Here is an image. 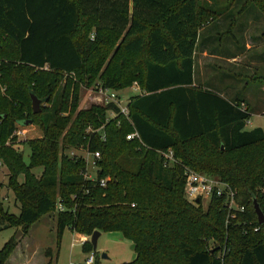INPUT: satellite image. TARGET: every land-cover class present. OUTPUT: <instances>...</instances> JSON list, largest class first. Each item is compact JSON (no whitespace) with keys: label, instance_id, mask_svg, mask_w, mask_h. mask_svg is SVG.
Masks as SVG:
<instances>
[{"label":"trees","instance_id":"16d2710c","mask_svg":"<svg viewBox=\"0 0 264 264\" xmlns=\"http://www.w3.org/2000/svg\"><path fill=\"white\" fill-rule=\"evenodd\" d=\"M251 4L264 15V0L243 8ZM218 16L202 0H0V143L28 119L42 131L24 143L28 165L21 151L0 148L19 209L10 212L0 195V226L27 233L60 202L56 247L65 228L118 232L136 255L121 264H264V223L253 206L264 214V130H245L242 99L193 80L199 31ZM73 76L116 92L137 83L141 93L130 97L128 118L113 104L75 113ZM31 93L49 106L34 114ZM89 124L99 131L86 133ZM133 131L139 139L127 140ZM65 146L100 152L95 181L84 180L85 160L63 155ZM185 167L226 183L243 210L231 217L223 197L206 209L187 200ZM15 246L14 237L2 246L0 264ZM82 250L93 251L88 240Z\"/></svg>","mask_w":264,"mask_h":264},{"label":"rangeland","instance_id":"374dc122","mask_svg":"<svg viewBox=\"0 0 264 264\" xmlns=\"http://www.w3.org/2000/svg\"><path fill=\"white\" fill-rule=\"evenodd\" d=\"M202 1L217 12L219 16L214 21H211L210 25L202 27L199 31L196 44L198 55L197 57L195 56L194 80L201 88L226 92L227 96H231L232 99L247 100L250 112L263 111L260 114L250 116L246 121L245 130H252L254 128L264 130V47L261 44L263 41L261 32L264 31L262 23L264 15L254 4L243 8L246 0ZM252 40L254 41L253 48L248 51L245 48L246 42ZM119 42L120 38L114 43L107 57H110L116 51ZM203 46L215 53L240 56L243 62L234 65L227 64L224 61L203 60L200 58V50ZM250 62H252L251 65L249 64ZM72 78L70 91L75 92V87L78 86V102L75 113L91 106H104L102 104L101 93H99L100 85L98 86L97 84L98 80L95 79L93 82L87 84L80 82L76 76ZM133 84L123 90L115 91L120 97L122 105H126L129 97L135 93L131 89ZM60 85L62 88L64 83L62 82ZM3 88H0V94L7 98ZM42 105L49 106L48 103H43ZM108 117H111V115L108 114ZM17 129L22 133L10 136L5 142L0 143V148L10 146L15 150L21 151L23 162L28 165L30 149L24 143L40 138L42 131L36 122L27 126L17 124ZM99 129H95V127L89 124L86 127V133ZM61 153L67 157H81L84 160L88 157V149L84 146H65L61 150ZM41 171L42 168H33L30 170V173L34 174L35 177H39ZM95 173L96 170L89 164L88 174L94 176ZM8 177V169L0 160V182L3 185L0 195L4 205L9 208L10 212L17 214L19 210L18 203L14 202L13 193L7 188ZM17 180L22 182L23 175L19 174ZM208 202V198H202L201 206L203 209H206ZM57 215L58 211L55 208L53 212L42 216L38 222L33 224L27 233H23L21 227L1 225L0 249L9 239L14 237L16 246L9 257L11 255H14L15 257H13L17 259L26 257V259H32L31 264H48L50 259L45 256L47 249H50L53 254L50 264H84L85 259L91 253L95 256L93 264H121L134 260L136 255L133 244L124 239L118 232H101L97 240V249L85 253L82 250V242L78 241L81 237L79 233L65 228L60 238L59 246L56 247ZM17 234L18 236L16 237ZM89 238L90 236H87V239ZM18 245L19 247H17ZM102 254H105L107 257L102 258ZM9 257L4 264H9Z\"/></svg>","mask_w":264,"mask_h":264},{"label":"built area","instance_id":"2783aa9c","mask_svg":"<svg viewBox=\"0 0 264 264\" xmlns=\"http://www.w3.org/2000/svg\"><path fill=\"white\" fill-rule=\"evenodd\" d=\"M138 87L137 83L133 84ZM99 93L102 96V104L104 106L113 104L118 108V114L128 118L129 110L126 105L121 104L120 97L118 94L110 89H104L102 87L99 88ZM111 117L114 116L113 113H110ZM99 131V130H96ZM94 132V131H92ZM22 132L16 128L13 132V136L19 135ZM104 139V137H101ZM127 140L139 139V135L136 131H133L126 135ZM100 152L99 151H88V157L85 159V170L83 172V178L86 181H95V175L92 176L88 174V165L91 164L92 168L97 169V163L100 160ZM165 159L172 160V155L170 153L164 154ZM184 178H185V197L190 202L201 201L202 198L210 199L212 196L223 197L225 200V205L229 208V213L232 210H243V207H238L235 202L236 191L231 189L226 183L220 181L217 178L208 176L203 173L196 172L195 170L185 167L184 168ZM109 178H104L99 180V185L101 187H105ZM133 205V204H132ZM235 205V206H234ZM57 211H63V207L60 202L57 203L56 206ZM231 217H234V212L230 213ZM257 230V229H255ZM87 238L79 239V242L87 241ZM92 252V251H91ZM95 261V256L91 253L84 261V264H93Z\"/></svg>","mask_w":264,"mask_h":264},{"label":"crops","instance_id":"0c3cea01","mask_svg":"<svg viewBox=\"0 0 264 264\" xmlns=\"http://www.w3.org/2000/svg\"><path fill=\"white\" fill-rule=\"evenodd\" d=\"M250 6V5H249ZM248 7V6H247ZM246 7V8H247ZM214 21V20H213ZM263 23V25H264V21L262 22ZM211 24V22L209 23V24H207V25H205V26H208V25H210ZM204 26V27H205ZM264 27V26H263ZM262 33L263 32H261V35H262ZM197 41H198V38H197ZM253 43H254V41L252 40V41H247L246 42V45H245V48L249 51V50H251L252 48H253ZM196 44H197V42H196ZM262 45H263V47H264V40L262 41V43H261ZM197 50H196V45H195V50H194V53H193V80H194V77H195V58L197 57ZM196 56V57H195ZM200 58L201 59H211L212 61H224L225 63H227V64H241L242 62H243V60H241V57L240 56H235V55H232V54H229V55H225V54H223V53H215V52H213V51H209V50H207V48L205 47V46H203L202 47V49L200 50ZM247 62V61H246ZM251 63L252 62H250L249 64L251 65ZM248 64V63H247ZM194 85H197L196 84V82H195V80H194ZM131 89L135 92L134 94H132L131 96H134V95H137V94H140L141 93V90H140V88H139V86L138 87H136V86H134L133 85V87H131ZM212 91H214L215 93H217L218 95H220V96H222L223 98H225V99H227V100H233V99H237V98H233L232 99V97L231 96H227V94H226V92H219V91H217V90H212ZM263 95H264V93H263ZM130 96V97H131ZM130 97H129V99H130ZM243 101H244V106H245V108H247L248 109V111H249V106H248V103H247V100H245V99H242ZM129 101V100H128ZM128 103V102H127ZM263 111H260V112H250L249 111V114H250V116L251 115H253V114H260V113H262ZM250 116H249V118H250ZM81 237L79 238V239H83V238H87V236L86 235H83V234H79ZM78 239V240H79ZM17 247H19V245L17 246ZM14 255H11V257H9V261H8V263L9 264H31V260L32 259H26V257L25 258H22V257H20L19 259H17V258H14L13 257Z\"/></svg>","mask_w":264,"mask_h":264},{"label":"water","instance_id":"95a60500","mask_svg":"<svg viewBox=\"0 0 264 264\" xmlns=\"http://www.w3.org/2000/svg\"><path fill=\"white\" fill-rule=\"evenodd\" d=\"M30 100H31L32 112L34 114L40 113L41 110H42V106H43L42 104L45 103V101L42 100V99H39L33 93L30 94ZM30 124H32V120L28 119V120H25L21 124V126H27V125H30ZM196 202H198V200ZM253 206H254V211H255L258 223L259 224H263L264 223V214H263L261 208L259 207V204L257 203V201L255 199L253 200ZM18 234L16 235V237L18 236ZM100 235H101L100 231H94L92 233V235L90 236V238L88 239V241L92 245V250L93 251H95L97 249V240H98ZM106 257L107 256L105 254H102V258H106Z\"/></svg>","mask_w":264,"mask_h":264}]
</instances>
